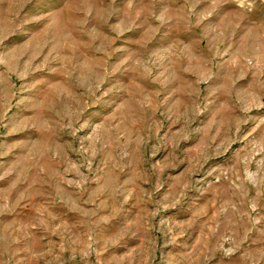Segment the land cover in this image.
Wrapping results in <instances>:
<instances>
[{
  "label": "rangeland",
  "instance_id": "rangeland-1",
  "mask_svg": "<svg viewBox=\"0 0 264 264\" xmlns=\"http://www.w3.org/2000/svg\"><path fill=\"white\" fill-rule=\"evenodd\" d=\"M0 264H264V0H0Z\"/></svg>",
  "mask_w": 264,
  "mask_h": 264
}]
</instances>
